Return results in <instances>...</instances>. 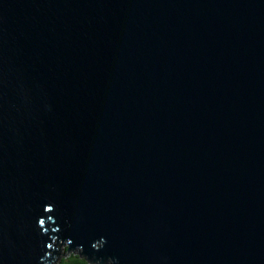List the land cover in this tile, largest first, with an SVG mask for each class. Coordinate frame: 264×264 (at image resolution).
I'll list each match as a JSON object with an SVG mask.
<instances>
[{"label": "water", "instance_id": "1", "mask_svg": "<svg viewBox=\"0 0 264 264\" xmlns=\"http://www.w3.org/2000/svg\"><path fill=\"white\" fill-rule=\"evenodd\" d=\"M264 264V0H0V264Z\"/></svg>", "mask_w": 264, "mask_h": 264}, {"label": "trees", "instance_id": "2", "mask_svg": "<svg viewBox=\"0 0 264 264\" xmlns=\"http://www.w3.org/2000/svg\"><path fill=\"white\" fill-rule=\"evenodd\" d=\"M54 252L51 258V263L54 264H90L89 260L84 258L79 250L67 249V245L57 244L54 247ZM49 264V263H48ZM92 264H109L108 262L92 263Z\"/></svg>", "mask_w": 264, "mask_h": 264}, {"label": "rangeland", "instance_id": "3", "mask_svg": "<svg viewBox=\"0 0 264 264\" xmlns=\"http://www.w3.org/2000/svg\"><path fill=\"white\" fill-rule=\"evenodd\" d=\"M61 248H62V245H61ZM53 255V254H52ZM55 260L51 263V261L49 262V264H54Z\"/></svg>", "mask_w": 264, "mask_h": 264}, {"label": "bare ground", "instance_id": "4", "mask_svg": "<svg viewBox=\"0 0 264 264\" xmlns=\"http://www.w3.org/2000/svg\"><path fill=\"white\" fill-rule=\"evenodd\" d=\"M52 258V257H51ZM51 258H50V260H51ZM50 260H49V262H50Z\"/></svg>", "mask_w": 264, "mask_h": 264}]
</instances>
